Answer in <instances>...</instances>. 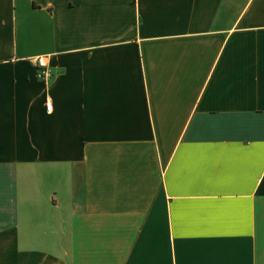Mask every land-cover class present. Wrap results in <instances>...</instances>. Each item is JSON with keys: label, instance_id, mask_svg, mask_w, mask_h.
<instances>
[{"label": "crops", "instance_id": "obj_1", "mask_svg": "<svg viewBox=\"0 0 264 264\" xmlns=\"http://www.w3.org/2000/svg\"><path fill=\"white\" fill-rule=\"evenodd\" d=\"M0 264H264V0H0Z\"/></svg>", "mask_w": 264, "mask_h": 264}, {"label": "built area", "instance_id": "obj_2", "mask_svg": "<svg viewBox=\"0 0 264 264\" xmlns=\"http://www.w3.org/2000/svg\"><path fill=\"white\" fill-rule=\"evenodd\" d=\"M35 59H36V62L38 64V66H39L38 76L46 78L47 75L49 74V70H48V67H47L45 59L43 57H40V56L36 57ZM46 107H47L48 110H51L52 103L50 101H48L46 103Z\"/></svg>", "mask_w": 264, "mask_h": 264}]
</instances>
